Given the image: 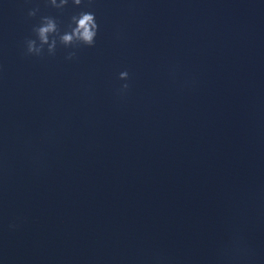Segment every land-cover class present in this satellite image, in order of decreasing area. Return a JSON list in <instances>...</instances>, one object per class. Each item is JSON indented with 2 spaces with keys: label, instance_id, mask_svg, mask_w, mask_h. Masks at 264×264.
I'll list each match as a JSON object with an SVG mask.
<instances>
[{
  "label": "water",
  "instance_id": "95a60500",
  "mask_svg": "<svg viewBox=\"0 0 264 264\" xmlns=\"http://www.w3.org/2000/svg\"><path fill=\"white\" fill-rule=\"evenodd\" d=\"M17 224L10 228V224ZM0 264H81L52 208L0 127Z\"/></svg>",
  "mask_w": 264,
  "mask_h": 264
},
{
  "label": "clouds",
  "instance_id": "9594fccd",
  "mask_svg": "<svg viewBox=\"0 0 264 264\" xmlns=\"http://www.w3.org/2000/svg\"><path fill=\"white\" fill-rule=\"evenodd\" d=\"M75 6H80L82 0H71ZM52 7L56 9L65 8L69 0H49ZM39 9H32L28 12V17H36ZM32 32L35 38H26L24 41L26 56L40 57L44 54L45 46H47L48 55H55L57 46L62 45L65 48L80 46L93 47L96 43V37L98 34V24L94 12L80 11L71 17L70 23L67 25L66 30H61V27L55 17L41 16L39 23L34 25ZM76 57V52H69L66 59L72 60ZM118 79L125 81L117 89L118 95L124 96L130 89V84L127 82L130 80V74L127 70L119 73ZM18 225L10 224V228H16Z\"/></svg>",
  "mask_w": 264,
  "mask_h": 264
}]
</instances>
